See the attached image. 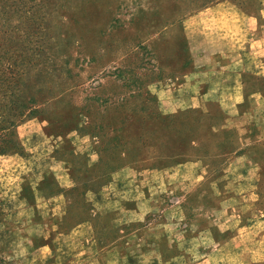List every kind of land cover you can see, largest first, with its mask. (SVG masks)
Segmentation results:
<instances>
[{"label": "rangeland", "instance_id": "obj_1", "mask_svg": "<svg viewBox=\"0 0 264 264\" xmlns=\"http://www.w3.org/2000/svg\"><path fill=\"white\" fill-rule=\"evenodd\" d=\"M5 3L0 0V225L9 222L14 233L26 228L19 195L60 159L71 169L69 186L51 180L46 191L61 195L63 224L23 229L31 238L47 236L70 255L60 228L101 219L112 240L152 221L151 229H142L141 245L151 251L145 237L155 235L167 246V261L197 235L185 221H204L207 238L209 211L196 190H210L212 173L223 164L221 138L211 128L218 107L214 99L189 101L174 93L201 71L195 61L209 53L200 20L214 12L226 28L241 29L258 0H42L31 11L32 28L24 18L4 23ZM186 159H197L190 170L194 179L196 172L203 176L198 185L162 194L145 217L124 213L118 171L135 168L145 175ZM228 196L216 194L220 203ZM22 253L0 233V264H26ZM166 260L158 258L159 264ZM252 260L248 264H264L261 256ZM42 264H55L54 256Z\"/></svg>", "mask_w": 264, "mask_h": 264}, {"label": "crops", "instance_id": "obj_2", "mask_svg": "<svg viewBox=\"0 0 264 264\" xmlns=\"http://www.w3.org/2000/svg\"><path fill=\"white\" fill-rule=\"evenodd\" d=\"M218 17L211 12L200 20V34L209 53L205 60L195 61L201 71L186 80L180 94L174 93L179 98L185 95L189 101L214 99L218 107L211 128L219 132L223 164L212 173L210 190L203 185L196 190L209 211L208 237L204 221H185L186 226L196 227L197 235L186 241L188 249L167 261L168 257H162L168 252L167 246L158 245L155 235L145 237L151 251L141 245L142 229H151L152 221L109 240L110 225L99 219L96 224L60 228V243L71 249L70 255L62 254L57 248L59 243L47 240V236L34 239L23 233V229L25 232L36 227L56 230L63 224L58 205L61 195L48 194L46 189L51 180L60 188L69 186L71 169L66 161L53 159L49 172L19 195L26 228L14 233L9 222L0 225L4 243H15L23 252V262L42 264L52 256L55 264H159L158 258L166 260L162 264H248L259 256L264 260V0H258L256 13L242 17L241 29L226 28L229 25ZM224 20L228 22V18ZM197 163V159L169 162L145 175L135 168L118 171L115 185L124 213L145 217L158 208L162 194L187 191L194 182L198 185L203 176L196 172L194 179L190 170L196 169ZM222 192L229 196L220 203L216 194Z\"/></svg>", "mask_w": 264, "mask_h": 264}, {"label": "trees", "instance_id": "obj_3", "mask_svg": "<svg viewBox=\"0 0 264 264\" xmlns=\"http://www.w3.org/2000/svg\"><path fill=\"white\" fill-rule=\"evenodd\" d=\"M42 0H7V4L5 3V8H6V17H5V21L4 23H9L11 22V19L13 17H16L18 22L19 19L21 20V18H24L27 20V22L31 21V28L32 25L36 24L35 19L33 18V7L36 5L37 6V2H41ZM35 3V4H34ZM19 5V6H17ZM16 7V9H15ZM27 30L29 29V25L27 24L26 26ZM15 30V27H6L5 32L9 33ZM27 32V31H26ZM25 34V33H24ZM23 34V35H24ZM26 35H30V32ZM7 68V67H6ZM0 70H2V72L4 71V68L2 69L1 67V62H0ZM1 72V73H2ZM4 78L2 77V75L0 74V80H3Z\"/></svg>", "mask_w": 264, "mask_h": 264}]
</instances>
